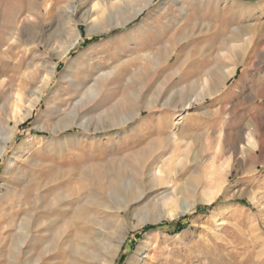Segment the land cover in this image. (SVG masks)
<instances>
[{"label": "rangeland", "instance_id": "1", "mask_svg": "<svg viewBox=\"0 0 264 264\" xmlns=\"http://www.w3.org/2000/svg\"><path fill=\"white\" fill-rule=\"evenodd\" d=\"M47 1L0 0V117L6 119L21 96L14 117L24 121L0 159V264H57L67 221L87 202L88 180L111 174L122 162V172L134 177L140 156L152 152L150 161L163 151L169 161L175 133L182 139L175 151L184 158L176 167L181 183L197 176L193 158L200 155L225 162L230 180L218 198L174 216L151 204L141 224L133 219L136 227L127 209L129 227L116 262L125 254L120 264H126L139 252L148 253L149 264H264V244L257 240L264 239V206L237 196L251 182L264 193V0H153L128 24L101 34H89L81 22L74 47L75 23L88 17L91 5L69 19V6L80 0H49L48 8ZM241 36L246 42L233 47ZM233 63L240 65L224 86L197 91L209 70L219 65L227 72ZM98 76L100 95L80 101L86 89L79 92L71 80L90 83ZM141 84L147 100L162 89L153 107L116 129L106 124L119 101L123 105ZM36 89L44 90L42 96L23 118ZM184 96L196 100L181 111ZM160 160L152 167L167 164ZM199 173L202 190L214 191L205 168ZM100 200L112 208L106 213L114 229V204L103 191ZM87 204L85 212L93 207ZM27 222L30 235L21 253L17 243Z\"/></svg>", "mask_w": 264, "mask_h": 264}, {"label": "bare ground", "instance_id": "2", "mask_svg": "<svg viewBox=\"0 0 264 264\" xmlns=\"http://www.w3.org/2000/svg\"><path fill=\"white\" fill-rule=\"evenodd\" d=\"M152 1L153 0H80V4L74 3L70 5L69 15H68L69 19H72V16H74V14L77 12V9L79 7L81 8L83 4L89 3L91 5V8L89 9L90 14L88 15V17L84 20H81L80 22L75 23L77 33H76L75 39L74 40L72 39L73 42L70 44V47H74L81 38V34L79 32V24L81 22L87 25L89 34L91 35L95 33L101 34L103 32L110 31L109 28L112 29L113 27L114 28L118 26L121 27V26L128 24L129 22L134 20L136 17H138L150 5ZM50 5H51V2L48 0L46 2V6L44 7L48 8ZM130 8L131 10H129ZM104 22L107 23V27L104 25ZM10 31L11 30L9 29V31H7L6 34L9 35L11 33ZM243 36H241L242 37L241 39L234 41L232 46L240 47V43H245L246 38H244ZM15 39L16 38H14V40ZM68 50H70V48L67 49L66 52H68ZM159 65H160L159 62H155L154 68H156ZM233 65L234 66L231 69H229L227 72L224 71L225 67L219 66V65L216 69L209 70L203 76L202 81L200 83V87L198 86L199 89H197V91H201V92L207 91L208 93L216 92L218 90L217 88H219L220 86L221 87L224 86L226 82L231 77H233V75L236 73V70L240 64L233 63ZM56 69H57L56 66H53L51 70L52 75L54 74ZM49 81H50V78L46 81L45 86L47 85ZM71 83L74 89L78 91L86 89L85 92L79 91L80 101L84 103L94 100L102 92L103 84L99 76L95 77L90 83L83 81V80L76 79V78H73L71 80ZM145 88H146V85L141 84L139 90L131 91L132 94H130V96L127 98L125 96L124 100L125 102L127 101V104H125L124 102V104L121 105L122 103L119 101V103L114 108V110L111 112V114L107 116L106 121L108 123L106 124H109L112 126L114 125V128L118 126L126 125L132 119H134L139 114H141L143 109L149 110L150 108H152L153 106L152 105L150 106V104H153L154 102L156 103L159 100V97L162 94V89L157 88L156 91L153 92L155 96L153 97L152 95L151 98L147 100V98L144 97L143 95ZM43 91H44L43 89H40V91L36 89L32 92V95H35V98L33 102H31L30 105L28 106L25 116L23 118H26L31 115L32 111L34 110L35 104L41 98ZM193 91L195 93L197 92L195 90ZM189 96L188 97L184 96L182 101L179 100L180 104L179 106L177 105V107H180L181 111L187 109L196 100L194 99L195 97L192 98ZM21 102H22V99L20 96V98L16 101L15 107L11 110V112H9L6 119H3L2 117H0V159L4 156L7 149L9 148V143L15 138L17 134L16 131L19 125L24 122L22 119L18 120L14 117L15 113L19 110V103ZM11 118H15L13 125L10 123ZM169 138H171L169 147H171L174 150V154L172 153L169 161L163 160V158L166 155V153L164 154V151L162 155L161 154L158 155V158L159 159L161 158L163 160V161L160 160L162 163L166 161L167 164H165V166L161 165L160 163H159L160 165H158L157 163L156 167L154 168L152 167L154 162L159 160L156 158L157 160L152 159L153 161H150L152 154H153L152 152L149 156H143V157L140 156V160H139L140 162L138 166L136 167L138 169L137 170L138 172L137 174H135L136 176L134 175V177L131 175L128 176L127 174H124V172H122L123 171L122 165L125 164V162L124 163L122 162L123 164L121 163L118 167L116 165L113 166L114 163L112 164V166L114 167L113 168L114 172H111V174L109 175H106V174L96 175L95 174L96 176H93L92 178L88 180L89 183L91 184V188L88 191V193H86V195H82V197H85L87 199V202H85L86 200L84 199L85 200L84 203L75 211L74 217H71V219L67 221L68 227L66 231V236H65L63 246L60 247V249L58 250V255H60V259L57 262V264H115L117 255L121 248V244L125 240L124 234L127 235L125 232L127 231L129 227V222L125 214L127 212V209L131 208V212H130L131 213V217H130L131 225L133 227H136V225H134L133 219L136 217L139 218L140 220L138 223L141 224L143 222L141 221V217L145 215L146 213H149L148 209L150 208L149 205L151 204L155 205L158 208L167 207L171 216H174L175 214H177L176 212H179V210L188 211L195 203L212 201L218 198L219 195L222 192H224V184L228 180H230L231 173L230 171L226 170L225 162H222V161L219 162V160L216 157L211 160L207 159L208 161L205 160L203 155H200L195 158L192 157L193 161L194 159L198 161V164L194 170V172L197 173V176L194 179L187 178L185 182L181 183L180 179H178L177 177L176 167L179 164H181L184 158L181 156L177 157V155L175 154V151L180 148L179 143L182 141V139L178 136L177 133L173 134ZM253 144L255 145L256 143L254 142ZM253 144H252V147L254 146ZM189 146L190 145L188 143L185 147L186 150L190 148ZM161 148H162L161 150H164L162 144H161ZM154 149L156 150V148ZM161 150L159 149V152H161ZM124 160L125 159H123V161ZM186 162L188 163V161ZM202 168H205L208 179H210L212 183L215 184L216 186L215 190L212 192H207V191L202 190L203 189L202 182L200 180V175H198V173L202 170ZM72 179L74 180L73 177L71 178V180ZM80 183L81 182H79V184ZM253 183L254 182H251L250 184L251 187L247 185V186L239 188V190L237 191V196L246 195L257 206H260L262 208V206H264V193L262 194L261 192H258L260 191L258 189L255 190L253 188ZM82 188H80L79 192L82 190ZM263 188H264V185H263ZM102 191L106 193L108 198L114 204V207L112 205L111 207L114 208L113 209L114 216H116L118 220L117 224L114 225V229L112 227L110 217H108L109 213H106L110 210L112 211V208H110V205L108 206L109 202L107 204L100 200V194ZM70 194H72L73 196L79 195L78 191L76 192L70 191ZM224 196L226 199L229 197L228 193H225ZM58 198L56 199V202L59 200ZM78 203H82V202L80 201ZM87 203H89V205L92 204L93 207L88 212H85V206ZM140 205H143V206H140ZM28 224L29 223L27 222L24 225H22V231H21L22 236L19 239V242L17 243L19 245L16 244L20 252L22 251V247L26 243V240L28 239L30 235ZM257 238H258L257 240L259 239L262 240L264 244V239L261 236ZM139 250H141V248ZM143 253H146V252H143ZM138 259L139 261H137ZM147 260H148V253L143 256L142 253L137 252L134 256H132L128 260L126 264H149Z\"/></svg>", "mask_w": 264, "mask_h": 264}, {"label": "trees", "instance_id": "3", "mask_svg": "<svg viewBox=\"0 0 264 264\" xmlns=\"http://www.w3.org/2000/svg\"><path fill=\"white\" fill-rule=\"evenodd\" d=\"M124 256H125V254H121V256H120L119 259H118L117 264H120L121 261L124 260Z\"/></svg>", "mask_w": 264, "mask_h": 264}]
</instances>
